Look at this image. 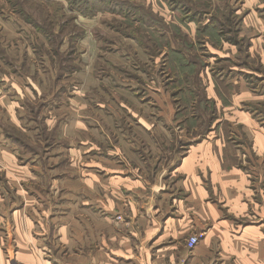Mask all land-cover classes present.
<instances>
[{"label": "crops", "instance_id": "0c3cea01", "mask_svg": "<svg viewBox=\"0 0 264 264\" xmlns=\"http://www.w3.org/2000/svg\"><path fill=\"white\" fill-rule=\"evenodd\" d=\"M247 88L259 99L249 95L239 107L209 95L217 128L185 141L178 160L157 119L132 117L133 135L106 119L115 137L79 150L76 130L91 123L76 113L57 127L69 141V176L46 168L51 180L23 191L16 180L44 172L0 144V264H264V125L246 110L264 94ZM221 119L234 130L223 133Z\"/></svg>", "mask_w": 264, "mask_h": 264}, {"label": "rangeland", "instance_id": "374dc122", "mask_svg": "<svg viewBox=\"0 0 264 264\" xmlns=\"http://www.w3.org/2000/svg\"><path fill=\"white\" fill-rule=\"evenodd\" d=\"M128 1L147 10L128 18L107 11L83 16L66 0H0V144L15 152L18 164L38 165L44 172L16 180L23 191L30 182L51 180L53 172L46 168L59 166L62 176H69V141L59 138L57 127L76 113L91 123L76 130L72 146L79 150L101 147L102 137H115L122 124L133 135L132 117L157 119L173 134L168 151L174 150L178 160L185 141L217 128L219 106L209 95L216 93L223 104L233 100L235 107L250 96L259 99L249 94L238 72L250 73L249 68L264 74L263 1L171 0V6L176 1L188 12L201 11L199 23L217 15L216 27L225 31L237 19L229 23L220 12L237 9L240 35L251 42L250 55L240 54L241 65L234 62V46L208 34L206 42L202 32L196 34L198 24L181 21L184 14L167 0ZM182 51L191 58L190 67H184ZM52 116L55 122L49 123ZM106 119L120 120L118 128L110 129ZM164 119L173 122L167 125ZM220 124L223 133L234 130L222 119ZM6 254L13 258L9 249Z\"/></svg>", "mask_w": 264, "mask_h": 264}, {"label": "trees", "instance_id": "16d2710c", "mask_svg": "<svg viewBox=\"0 0 264 264\" xmlns=\"http://www.w3.org/2000/svg\"><path fill=\"white\" fill-rule=\"evenodd\" d=\"M66 1L69 4L68 8L70 10H72L74 13H77V14H80L83 16H93L97 12L107 11V12L119 14L123 17L128 18L129 16L135 14V11H137L138 16H139V13L142 14L143 12H145L147 10L142 5L141 6L132 5V3L128 0H66ZM260 1L264 2V0H260ZM171 3H172L171 0H167V4L171 8H173L172 10L180 9L181 13L184 14L181 18V21L195 22L196 24H198V26L196 28V31H197L196 34L199 32H202V34H203L202 38H204L205 35L208 34L209 36H213L216 40H218L221 43H227L230 46H234L236 48L234 58L237 57V59L234 60V62L236 64H239V65L245 64L243 62H240L241 61L240 54L242 52L246 58H247V55H250L248 49H249V46L251 45V42L249 41V38L243 37L240 35V32H241L240 23H241L242 19H241V17H239L236 14L237 9H230V10H228L227 13H225L224 11L220 12V15H221L220 17L225 18V20H227V22H229V23H233L232 17L237 19V22H235L231 28H228V30L225 31V27L224 28L221 27V30H218V28L216 27L217 24L219 23V20L216 17L217 15L211 16V17H206L204 22L199 23L203 17L201 15V11L188 12L187 9H184V6L182 7V4L176 5L177 2L175 1V4H173L171 6ZM183 12H185V13H183ZM229 15H231V17ZM153 24H155V23H153ZM216 28L218 31L216 30ZM162 36H165V35L162 34ZM135 40L139 45H142L137 39H135ZM205 40H206V42H209V40L206 37H205ZM165 42L167 43L168 49L170 51H172L170 40H166ZM215 45H217V44L211 42V46H215ZM203 48H206V46L204 45ZM182 52H183L182 53L183 58H185V60H186V64L184 65V67H187V66L190 67L192 65L190 63L192 61L191 58L189 59L188 54L186 57L185 56L186 53L184 51H182ZM210 55H212L214 57H215V55H216V57L219 56L218 54H215V55L210 54ZM218 58H220V57H218ZM247 70H249L250 73H245L242 70L238 73L244 78L247 86L252 91H254L255 93H257L259 95L264 94V74L260 73L258 70H255V72H253L254 70L249 69V68ZM227 72L232 73L231 70H227ZM260 82H262V83H260ZM162 86L166 87L167 85H162ZM171 95H173V94L171 93ZM172 102H173V104H175L174 101H172ZM246 110L251 112V114L255 118H257V120L259 122H261V124L264 125V102H257L255 104L249 103V104H247ZM175 117H176V115H175ZM7 137L9 139H11V141H13L12 137H10L8 135H7Z\"/></svg>", "mask_w": 264, "mask_h": 264}, {"label": "built area", "instance_id": "2783aa9c", "mask_svg": "<svg viewBox=\"0 0 264 264\" xmlns=\"http://www.w3.org/2000/svg\"><path fill=\"white\" fill-rule=\"evenodd\" d=\"M118 220H122V217L120 215H117L116 216ZM199 237L198 235H190L188 238H187V242H186V246L188 248H192L198 241Z\"/></svg>", "mask_w": 264, "mask_h": 264}]
</instances>
